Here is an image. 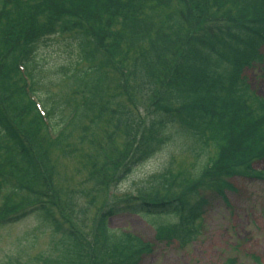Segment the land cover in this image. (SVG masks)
<instances>
[{
	"label": "trees",
	"instance_id": "obj_1",
	"mask_svg": "<svg viewBox=\"0 0 264 264\" xmlns=\"http://www.w3.org/2000/svg\"><path fill=\"white\" fill-rule=\"evenodd\" d=\"M244 3L0 0V228L31 210L61 237L64 249L57 264H138L152 247L128 234L114 235L107 228L110 218L119 213L171 216L175 223L157 227L155 241L184 247L196 236L206 194L225 200V192L233 190L230 179L264 180L254 169L264 163V102L249 94L243 77L261 59L264 13ZM56 39L72 60L60 76L57 69L49 75L48 83L58 91L40 99L45 124L30 97L46 82L38 76L37 54ZM118 64L127 73L124 78ZM109 71L120 76L115 79ZM123 89L127 105L120 107ZM142 93L153 110L147 127H139L147 136L137 147L136 163L153 154V142L159 148L168 141L164 134L175 125L176 135L189 138L204 155L194 177L181 181L168 200L109 203L89 237L63 228L46 209L43 193L34 190L41 176L50 186L38 136L48 143L50 131L51 144L60 147L76 127L88 120L97 127L105 117L128 132L132 98ZM209 145L212 158L205 156ZM189 195L196 196L189 201Z\"/></svg>",
	"mask_w": 264,
	"mask_h": 264
},
{
	"label": "rangeland",
	"instance_id": "obj_2",
	"mask_svg": "<svg viewBox=\"0 0 264 264\" xmlns=\"http://www.w3.org/2000/svg\"><path fill=\"white\" fill-rule=\"evenodd\" d=\"M238 1L245 2L244 8L247 5L264 13V0ZM62 43L56 39L51 46L42 47L36 57L38 76L46 80L37 88L43 102L47 93L58 91L57 86L48 83L49 75L55 69L59 74L72 60L67 59ZM260 53L262 61L244 72V82L252 94L264 100V46ZM134 101L141 106L137 110L131 107V115L126 113L128 132L115 119L105 117L97 127L85 121L72 130L67 143L60 147L38 136L50 186L41 176L33 182L34 190L43 193L46 209L63 228L89 237L109 203L126 204L134 193L150 201L168 200L177 185L190 180L198 170L204 159L202 150L194 147L189 138L176 135L175 125L165 133L168 141L162 147L154 149L134 168H127L139 156L137 147L146 138L141 136L139 127L150 120L145 111L149 98L142 93ZM118 102L120 107L127 105L123 95ZM135 134L141 141L134 143ZM208 149L205 156L212 158L214 148L209 145ZM125 169L129 171L122 175ZM255 169L264 172V164L255 165ZM231 183L234 191L226 193V201L208 198L209 205L195 227L197 236L185 247L155 241L156 227L175 223L176 219L168 215L119 213L110 218L107 228L116 236L127 233L152 246V253L143 256L138 264H264V182L233 179ZM195 196L189 195L188 200ZM18 200L15 198L13 203ZM25 211L0 228V264H57L64 249L60 235L54 234L39 215Z\"/></svg>",
	"mask_w": 264,
	"mask_h": 264
}]
</instances>
